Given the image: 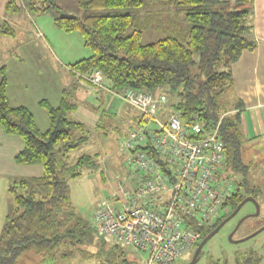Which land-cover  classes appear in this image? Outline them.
Instances as JSON below:
<instances>
[{
	"label": "trees",
	"instance_id": "16d2710c",
	"mask_svg": "<svg viewBox=\"0 0 264 264\" xmlns=\"http://www.w3.org/2000/svg\"><path fill=\"white\" fill-rule=\"evenodd\" d=\"M156 2L164 9L182 6L187 28L179 29L174 19H167L164 30L168 34L143 43L144 32L154 23L161 28L159 19L151 15H145L144 20L131 13H89L83 18L52 16L60 30L80 33L92 52L72 65L79 79L93 84L89 76L101 71L117 94L126 89L160 91L168 99L162 110L164 120L175 114L189 126L200 124L201 136L218 129L225 156L218 177L231 180L236 191L224 204L223 209L228 208V212L222 211L214 225L199 229L200 237H204L245 196L261 192L250 186L252 166L243 159L244 145L250 139L243 132L244 105L240 98H234L233 74V66L243 54L257 48L253 38L254 0ZM24 4L35 15L60 10L52 0H24ZM143 4V0H78L77 6L97 11L140 8ZM20 9L14 0L6 5L9 13ZM0 27V34L16 33L8 23ZM7 87L4 65L0 68V127L5 134L24 141V149L15 156V162L42 165L44 173L41 177H15L8 185L12 207L0 234V264H23L26 259L37 264H143L140 255L128 251L131 247L104 237L94 222L77 213L72 204L70 180L81 177L85 169L96 167L93 155H83L75 162L69 158L72 151L89 141L92 128L71 117L77 105L66 92L57 108L42 100L50 122L49 129L42 133L26 107L11 106ZM136 115L134 129L143 124L141 116ZM104 122L102 116L97 127ZM152 153L161 162L159 153ZM75 259L79 261L72 263Z\"/></svg>",
	"mask_w": 264,
	"mask_h": 264
},
{
	"label": "built area",
	"instance_id": "2783aa9c",
	"mask_svg": "<svg viewBox=\"0 0 264 264\" xmlns=\"http://www.w3.org/2000/svg\"><path fill=\"white\" fill-rule=\"evenodd\" d=\"M89 80L105 86L101 71ZM119 95L143 124L121 140L129 176L100 202L94 225L107 239L136 250L143 264H178L198 244L199 229L228 212L224 204L236 191L231 180L218 177L225 158L218 129L201 136L200 124L189 126L175 114L164 120L168 99L160 91Z\"/></svg>",
	"mask_w": 264,
	"mask_h": 264
},
{
	"label": "crops",
	"instance_id": "0c3cea01",
	"mask_svg": "<svg viewBox=\"0 0 264 264\" xmlns=\"http://www.w3.org/2000/svg\"><path fill=\"white\" fill-rule=\"evenodd\" d=\"M10 1L0 0V26L8 23L16 33L13 36L0 34V41L8 46L6 50L9 53L4 65L7 67V93L11 106L26 107L33 114L38 129L45 133L50 122L41 101L46 100L52 107L57 108L66 92L68 99L77 105V110L71 117L96 128L102 117L101 107L90 101H98L102 96L122 99L120 95L112 91L106 81L105 86L100 88L79 79L72 69V65L79 61L78 57L73 61L67 59L68 57L65 59L62 53L57 55L54 52V35L59 37L60 32L53 17L39 19L25 8L24 0H14L21 9L9 13L6 5ZM64 1H72L73 7L77 8L78 0ZM253 38L257 42L256 50L244 53L237 62L241 61L238 65H242L239 68L241 72L238 89L235 74L237 63L233 74L235 91L237 90L238 98L244 102L241 114L243 132L247 137L249 135L256 138L264 134V0H254ZM85 56L82 59L88 58L87 54ZM253 74L256 78L252 77ZM252 80L254 95L251 93ZM112 101L114 105L116 99ZM23 149L24 141L21 138L5 134L0 127V180L7 186L12 178L41 177L44 173L42 165H19L15 162V156Z\"/></svg>",
	"mask_w": 264,
	"mask_h": 264
},
{
	"label": "rangeland",
	"instance_id": "374dc122",
	"mask_svg": "<svg viewBox=\"0 0 264 264\" xmlns=\"http://www.w3.org/2000/svg\"><path fill=\"white\" fill-rule=\"evenodd\" d=\"M52 1L60 7V10L40 13V15H36L39 19L44 20L46 16L53 17L51 15H56L58 17L62 14L83 18L86 14L89 15V13H131L140 19H143L145 15H151L155 20L159 19L161 28H158L154 23L149 30L144 32L143 43H150L159 38L165 37L168 34V31L164 30V21H167V19H169V21L171 18L174 19L179 25V29L184 30L188 26V23L185 20V14L182 11V6L174 5L173 8L165 7L164 9V6L159 5L156 0H143L144 4L140 8H106L97 11H85L78 8V6L77 8H74L72 1H70L71 6L70 2L64 0ZM57 29L59 30L58 32H60V35L59 37L54 35V38L56 37V45L53 44V50L57 55L62 53L64 54L65 59L68 57L67 59H73V61H76L75 57H78L80 60L83 57H86V54L88 55L87 57L92 54L91 50L86 47L84 39L80 33H67L59 28ZM41 34L43 35L42 32ZM7 47V45L2 44L0 41V68L4 66L6 55L9 53L6 50ZM240 62L236 64L238 72L237 69L235 70V74L237 75V89L238 83H240L241 71L239 68L242 66L238 65ZM252 77L256 78L255 74H253ZM258 79H261V76H258ZM166 93L168 94V92ZM251 93L253 95L255 94L253 80L251 81ZM238 96L236 90L234 98H238ZM253 98H256V96ZM112 99H116L114 105L112 104ZM241 101L244 105L243 100ZM90 102L95 105L99 104V107H101L100 112L105 121L102 125L103 128H89V141L84 143L78 149L72 151L69 158L71 162H75L83 155H93L95 156L96 167L85 169L81 177L71 179L69 184L71 201L76 212L93 223L94 215L99 203L103 200L110 199L112 187L115 182L122 181L123 178L129 176L125 157L120 152L119 145L121 140L135 128L138 115H136L135 111H133L125 101L118 99L117 97L102 96L98 101L91 100ZM108 103H110V106ZM248 137L250 140L244 145L243 159L245 164L252 166L248 177L250 186L261 190L258 196L261 213L259 218H251L246 221L242 226L241 232L238 234L240 237L249 234L252 230L264 224V134L256 139L251 138L249 135ZM11 207L12 196L8 192V186L4 181L0 180V234ZM246 211H254V205L251 203L247 204L243 209V212ZM225 235L226 234L222 232L218 237L210 241L204 248V252L206 253L207 251H210L215 258L224 257L226 251L235 249L244 250L251 247L257 249L260 248L261 251L264 252V230L255 237L236 245L228 243L225 240ZM128 251L131 255H140L132 248H128ZM189 260H191V254L186 255L178 264H185V262H188ZM78 261V259H75L72 263ZM23 264H37V262H34V260L31 259H26ZM79 264L82 263L79 262ZM200 264H208L206 258H204Z\"/></svg>",
	"mask_w": 264,
	"mask_h": 264
},
{
	"label": "flooded vegetation",
	"instance_id": "af4514ba",
	"mask_svg": "<svg viewBox=\"0 0 264 264\" xmlns=\"http://www.w3.org/2000/svg\"><path fill=\"white\" fill-rule=\"evenodd\" d=\"M260 193L256 194V196H254L253 194H249L247 196H245L242 201L247 198V197H253L255 200H257L258 202V196ZM241 201V202H242ZM240 202V203H241ZM239 203V204H240ZM253 204L254 205V211H246L243 212L244 207L247 204ZM233 212V211H232ZM232 212L228 213L227 216H225L223 219H221L216 225L215 227L212 229V231L214 229H216L228 216H230L232 214ZM256 212V205L253 202H248L246 203L241 209L240 211L229 221H227L222 228L205 244V246L203 247V249L200 251L199 253V257H198V262L197 264H200V262L206 258L208 264H264V252L261 251V249H257V248H247L244 250H239V249H235V250H231V251H226V254L224 255V257L222 258H215L210 251H207L206 253L204 252V248L206 247V245L212 241L214 238L218 237L222 232H224L225 235V240L230 243L231 245H236L239 244L236 241H239L241 239H244L245 237L251 235L252 233L256 232L257 230H259L261 227L264 226V224H262L261 226H259L258 228L252 230L249 234L243 235V236H238V234L241 232L242 226L246 223L247 220L249 219H253V218H259L260 214L257 217H250L246 220H244L238 227V224L240 223V221L247 215L250 214H254ZM261 213V212H260ZM211 231V232H212ZM211 232H209L206 236H208ZM206 236L204 237H200V240L198 242V244L192 249V251L189 253L191 254V260L196 252V249L198 247V245L204 240V238H206ZM245 242V241H244ZM242 243V242H240ZM189 260L187 262V264L191 261Z\"/></svg>",
	"mask_w": 264,
	"mask_h": 264
},
{
	"label": "water",
	"instance_id": "95a60500",
	"mask_svg": "<svg viewBox=\"0 0 264 264\" xmlns=\"http://www.w3.org/2000/svg\"><path fill=\"white\" fill-rule=\"evenodd\" d=\"M248 202H253L255 205H256V212L254 214H250V215H247L245 216L241 221L240 223L238 224V227L239 225L246 219L250 218V217H257L260 212H261V206L260 204L257 202V200H255L253 197H247L245 198L238 206L237 208L232 212V214L230 216H228L216 229H214L208 236H206V238H204V240L198 245L197 249H196V252L192 258V260L188 263V264H197L198 262V257H199V253L200 251L203 249V247L205 246V244L222 228V226L227 222L229 221L230 219H232L239 211L240 209ZM264 230V226L261 227L259 230H257L256 232H254L253 234L245 237L244 239H241L239 241H236L237 243H240V242H244V241H247L253 237H255L256 235H258L259 233H261L262 231Z\"/></svg>",
	"mask_w": 264,
	"mask_h": 264
}]
</instances>
